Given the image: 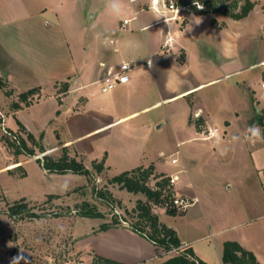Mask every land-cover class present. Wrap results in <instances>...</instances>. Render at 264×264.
<instances>
[{"label": "rangeland", "instance_id": "obj_1", "mask_svg": "<svg viewBox=\"0 0 264 264\" xmlns=\"http://www.w3.org/2000/svg\"><path fill=\"white\" fill-rule=\"evenodd\" d=\"M163 1L166 4L168 0ZM251 1L257 4V12L254 13L252 19L239 25L242 30L244 29L245 32L250 30V32L252 31L250 34L254 35V41L249 40L246 42L243 39L246 44H243V41L240 42L241 47L237 61L245 62L246 65L259 62L260 60L264 63V42H262L264 41V0ZM136 5L138 10H147L149 8V0L139 1ZM130 7H127L125 16H131L132 10ZM63 11L69 24L75 30H80L79 32H81L80 28H83L88 32L84 37L86 36L89 42L97 34L102 36L106 33L105 36H107L108 33L111 34L114 30L119 33L121 18L113 20L105 14L104 0H64ZM167 13L169 12L167 11ZM185 14H187V10L182 11L179 15L184 17ZM144 16L150 17L152 21L157 20V15L151 12L144 14ZM170 16L168 14V17ZM213 16L226 19L220 14ZM181 26H184V21H182ZM164 28L165 25H157L146 34H142L139 31L135 32V37L139 39L152 36L153 44L157 47V54L153 55L151 59L153 62H162V60L158 59L161 58L160 56H164V52L161 51ZM92 32L96 34L92 36ZM63 38L66 48L64 47L61 50L60 59L65 58L64 60H68L71 57L76 63L82 62V59L77 57L73 45L66 42L65 34H63ZM83 47L87 48L88 44L84 42ZM252 47H256L257 51L250 56ZM52 53L55 54L56 52L53 51ZM84 57L88 65L83 62L81 67H78L79 72L77 73L78 78H80L84 66H88L90 71V74L85 78L86 81L80 82L89 85L85 93L90 96L92 104L87 113L84 112L87 100L84 94L77 93L76 95V93H72L70 95L68 94L69 88L67 93L64 94L63 90H61L62 85H57L50 93H48V88H46V93L51 96H46L45 94L42 97H35L29 107L21 105L18 109L14 108V105L18 103L19 95L27 91L26 86L16 84L14 87L17 90H15L8 84V87L1 94L0 264H92L97 253L108 246L109 239L113 236L124 238L122 236L124 234L120 232L118 234L107 232L96 234L103 225H112L114 221L119 223L113 229L131 230V226L136 223V216H133V210L139 201L147 203V199L143 195H133L123 191L117 185L110 183L114 177L122 174L119 168L114 167L110 170L105 161V170L101 175H98L92 167L94 160L103 157L105 149L112 150V152L113 150H118L117 147L120 141L117 140V136L119 134L124 135L126 133L128 136L125 140L126 146L130 143L132 145L135 144L136 147L138 146L137 150H141L138 155L145 154L141 159L143 163L158 160L170 164L174 158V160L179 161V164L174 166L176 172L180 171L184 166L183 161L186 162L187 155L190 154L189 151L206 145V143H202L196 138L198 135L193 128L187 129L188 127L183 124V118H180L179 114H175L173 109L154 108L149 112L131 116L133 112L135 113L142 109L140 106L136 107L133 104V102H137V99H133L127 104H122L118 108L109 105L112 102L111 93L102 94L99 84L95 83L100 76L98 71L99 63L96 62V58L99 59V56H97L96 52L87 50L84 53ZM180 57L182 56L180 55ZM148 59L150 58L147 57L145 62ZM207 59L209 60L208 56ZM48 61L51 62L50 56ZM260 72V68L256 66L251 72L249 71L243 76L232 78L216 85L214 90L222 93L223 105L232 104L229 96L234 97V95L236 96V101L241 104L237 110H245L248 106L251 107L252 101L256 99L264 104V90L261 88L264 74L261 75ZM6 92H11L12 95L7 96ZM70 96L71 98H68ZM153 97H156V95L154 94ZM73 104H75L74 112L72 114L70 112V115H62L60 110L63 106L66 109ZM79 113L82 121L77 120L81 124V130H76L73 128L71 117L77 116ZM108 114L113 116L115 120L121 118L126 120L115 124L105 131L91 134L79 140L80 136L90 134L95 126L103 127L109 125L111 121L107 118ZM262 114L258 121L256 120L257 114L254 113V115L250 116L252 119L254 117V121H257V123H262L264 121V111ZM112 121L114 120L112 119ZM100 123L101 125H99ZM199 126L196 125V129L199 130ZM218 127V129L224 130L225 125L220 124ZM10 134L20 137L35 155L14 156L3 142V139L10 137ZM191 139L195 140L188 142ZM207 144L212 146L211 143ZM64 147L68 148L70 157L76 158L77 162L82 163L84 168L92 174L90 177L74 174H51L44 170L42 165L44 159L49 157L59 160ZM227 155L231 157L229 160H220L209 165L204 160L205 164H200L201 167H204V171L201 174L198 169L199 164L194 165L188 159L189 163L186 166L191 169V179L188 173L180 174V171L177 173L182 181L180 185L185 183L190 187L192 185L189 182L192 181L193 185L204 194L205 203L217 205L224 202L233 203V201L239 199V205L236 208L238 211H243L247 196V178L245 176L240 178L232 177V179L225 177L226 172H229L224 170L225 165L238 170L240 173L244 171L250 173L253 181L257 173L252 171L247 150L238 149L237 146L231 144L230 152ZM251 155L255 157L252 151ZM117 159L118 156L115 157V160ZM161 174L173 179L170 174ZM229 180L231 181L226 183ZM156 183V180H152L149 186L156 190ZM228 184H230L231 191L226 188ZM99 192L110 193L112 199L101 198L98 195ZM23 199L29 203L32 212L38 216L37 219L20 220L9 218L8 207ZM86 204L101 213L103 218L90 220L81 217L79 212ZM152 207L160 222L178 232L182 240L188 241L194 237L188 226V216H183V213H179L177 217H171L166 214L165 209L157 206ZM167 207L172 208L169 202ZM247 213L251 214L248 211ZM249 217H254V214L252 213ZM235 221H238L239 224L241 219L239 217L232 218L231 222L223 224L220 229L238 225L234 223ZM201 225L204 227V222H201ZM237 231L238 228L229 230L220 238H231L229 234H235ZM261 231L263 234L252 240L250 246L264 256V228ZM165 256L170 257L172 254H165Z\"/></svg>", "mask_w": 264, "mask_h": 264}, {"label": "crops", "instance_id": "obj_2", "mask_svg": "<svg viewBox=\"0 0 264 264\" xmlns=\"http://www.w3.org/2000/svg\"><path fill=\"white\" fill-rule=\"evenodd\" d=\"M63 1L0 0V77L6 79L13 89H15L16 84L26 86L27 91L41 88V97L45 94L51 96L48 93L53 91L57 85L67 83L69 85L68 94L83 93L86 97L84 112L87 113L92 104L90 96L85 93L89 85L80 82L86 81L85 78L90 74V71L88 66H84L80 78H78L77 73L79 72L78 67H81L83 62L88 65L84 53L90 50L99 56V59L96 58L100 73H98L100 76L95 82L97 84L108 73L118 71L123 64H129L133 69L130 82L118 87L110 94L112 102L109 105L118 108L122 104L137 99V102H133V104L142 109L133 112L131 116L149 112L154 108L173 109L175 114H179L180 118H183V124L188 127L187 129L193 128L198 135L196 138L206 145L189 151L190 154L187 155L186 162L183 161L184 166L180 170L181 172H176L174 166H177L179 161L173 165L174 158L170 164L158 160L143 163L141 159L145 154L138 155L141 150H137L138 146L136 147L135 144L130 143L126 146L125 140L128 136L124 133V135L119 134L118 139L116 138L120 141L118 150L112 152V150L105 149L103 157L94 161L100 162L105 157L106 165L110 170L115 167L119 168L122 173L139 167L148 168L153 164L157 174H170L172 178L178 176V181L174 183L176 196L191 201L196 200L195 205L183 213V216L189 218L188 226L194 237L185 241L180 238L177 232L182 243L181 249L192 248L196 257L205 264H222L224 244L237 242L244 249L252 252L261 264H264V256L250 246L252 240L263 234L261 230L264 228V141L253 143L246 139L247 128L252 124L258 125L264 134V121L263 125L257 123L264 111V104L256 99L252 101L251 107L248 106L245 110H237L241 104L236 101L235 95L234 97L229 96L232 104L224 106L222 93L214 90L216 85L243 76L249 71L251 72L256 66L260 68V74H264L262 60L250 65L237 61L241 47L240 42L243 39L246 42L252 41L254 37L253 34H250L252 31L245 32L239 25L252 19L257 8L242 21L221 19V17L217 18L213 15L185 14L184 26H181L182 21L174 20L173 15L167 13L163 6L160 7L159 12H154L150 9L151 0H149L147 10H138L136 3L142 0H134L130 7L131 16L124 15L120 19L119 33L114 30L113 33H108L107 36L105 33L99 39L95 36L89 42L86 36L84 37L88 34L86 30L80 28L81 32H79L80 30H75L69 24L64 16ZM159 2L160 6L163 5V0H159ZM150 12L157 15V20L152 21L150 17H143L144 14ZM161 14L165 15L167 20L163 16L158 18ZM168 14L171 16L168 17ZM127 19L132 20V22L124 28L122 22ZM198 19L200 20L199 24L195 22ZM213 21L215 24L212 23ZM157 25H165L161 45L164 56L162 55L158 59L162 62L151 61L153 55L157 54V47L153 44L152 36L142 39L135 37V32L139 31L146 34ZM63 34L66 35V42L73 45L77 57L82 59V62L76 63L71 57L68 60L60 59L61 50L66 48ZM95 34L92 32V36ZM168 38L172 39V46L171 48H164ZM84 42L88 44L87 48L83 47ZM244 42L242 43L246 44ZM53 51L56 53L53 54ZM256 51L257 48L252 47L250 56ZM49 56L51 62L48 61ZM146 56L150 58L147 62H145ZM46 88H48V93H46ZM154 94L156 97H153ZM74 109L75 104L66 109L63 106L60 111L62 115H70L69 113L72 114ZM254 113L257 114V121H254V117L252 119L250 116ZM109 115L107 117L111 121L109 125L95 126L90 134L80 136L79 140L91 134L105 131L126 120L125 118L115 120L113 116ZM196 116H200L199 130L196 129L195 123L198 121L195 119ZM227 116H231L233 119L227 118ZM190 117H192L191 123ZM71 118L73 128L81 130V124L77 120H81V114ZM220 124L225 125L224 130L218 129ZM201 126L217 128L220 131L219 140L205 141L201 136ZM233 137L236 139L233 140ZM192 140L195 139L188 142H192ZM207 143H211L212 146ZM231 144L237 146L238 149L249 152L252 171L257 173L253 181L250 173L245 171V173H240L238 170L225 165L224 170L229 171L226 172L225 177L232 179V177L245 176L247 178V196L246 202L243 201L245 202L243 211H238L236 208L239 205V199L233 203L224 202L217 205L205 203L204 194L201 190L195 187L192 181L189 182L192 185L190 187L185 183L180 185L182 181L177 174L179 172L180 174L188 173L191 179V169L186 166L187 163L199 164L198 169L201 174L204 167H201L200 164L204 163V160L208 165L220 160H229L231 157L227 154L230 152ZM222 151L224 152L223 155L221 154ZM251 151L255 157L251 155ZM116 156H118L117 160H115ZM226 188L231 191L230 184ZM232 209L234 211H230ZM247 211L253 213L254 217L250 218L249 215L251 214ZM237 217L241 219L239 224L238 221L234 222L238 225L220 229V226ZM201 222H204V227ZM237 228L238 231L235 234H229L231 238H220L224 236L225 232ZM105 232L115 234L120 232L124 234L122 235L124 238L113 236L109 239L108 246L99 251L97 256L121 264H162L178 254L177 251H174L170 253L172 256L167 257L147 239L128 229L112 228ZM102 233L104 232L99 231L96 235Z\"/></svg>", "mask_w": 264, "mask_h": 264}, {"label": "trees", "instance_id": "obj_3", "mask_svg": "<svg viewBox=\"0 0 264 264\" xmlns=\"http://www.w3.org/2000/svg\"><path fill=\"white\" fill-rule=\"evenodd\" d=\"M167 1V0H166ZM169 1V0H168ZM167 1V3H168ZM197 6H203L204 10L199 11ZM257 4L251 0H178L176 7L185 8L187 14L194 15H223L226 19L233 21H242L249 17L254 11ZM214 23V21L212 22ZM215 24V23H214ZM63 93L66 94L69 88L67 83L61 84ZM8 87L7 81L0 77V97L2 92ZM7 96H11V92H6ZM41 96V88H34L19 95V101L14 108L18 109L21 105L29 107L35 97ZM195 123L200 125V118ZM192 117H190V123ZM253 123V122H252ZM255 123V122H254ZM263 125V122L260 123ZM253 125V124H252ZM22 127V126H20ZM24 129V128H23ZM4 145L16 157L34 156V152L29 150L23 140L15 134L3 139ZM43 168L46 172L58 175L74 174L79 176L90 177L92 174L84 168L82 163L77 162L76 158L69 155L68 148L62 149V156L59 160L46 157L43 161ZM92 167L96 174L101 175L105 170V157L102 161H93ZM152 180H156V190H153L149 184ZM111 184L117 185L121 190L133 195H143L147 199V203L139 201L133 210V216H136V223L131 226V230L136 234L147 239L162 254H169L177 251V255L169 258L162 264H205L200 261L192 248L181 249L182 243L177 232L160 222L152 206L165 209L166 214L171 217H177L179 213L175 208H168L176 197L175 188L172 180L163 174L157 175L155 166L152 164L148 168L139 167L132 171L124 172L114 177ZM101 198H111L108 192H99ZM172 206V205H171ZM79 215L85 219L99 220L103 215L89 205L81 208ZM8 216L10 219L17 218L37 219L38 216L32 212L29 203L23 199L8 207ZM134 216V217H135ZM119 222L114 221L112 225L105 224L101 227L100 232L108 231L118 225ZM92 264H121L100 256H95ZM222 264H261L256 256L244 249L237 242H226L223 247Z\"/></svg>", "mask_w": 264, "mask_h": 264}, {"label": "built area", "instance_id": "obj_4", "mask_svg": "<svg viewBox=\"0 0 264 264\" xmlns=\"http://www.w3.org/2000/svg\"><path fill=\"white\" fill-rule=\"evenodd\" d=\"M169 4H165L163 1V8H165L170 14H173V19L177 21H184V17L180 16L179 14L186 9H179L176 7V3L178 0H169ZM160 2H158L155 7L151 3V10L156 12V9L160 10ZM199 11H203L204 7L197 6ZM136 17V16H135ZM132 20H124L122 22V26L126 28ZM172 46V39L168 38L166 40L164 48H171ZM133 71L132 67L129 64H123L118 71L108 73L104 78L99 81V86L101 93L104 95L110 94L114 92L118 87L127 85L130 82V75ZM261 88L264 90V81L261 83ZM200 116H196L195 118L198 119ZM201 128V136L205 141H212V140H219L220 138V131L217 128ZM173 165L177 164V160L172 161ZM172 180V184L174 185L175 182L178 181V176L174 177ZM196 200H189L183 197L176 196L171 203V207L175 208L178 213H185L188 211L192 206H194Z\"/></svg>", "mask_w": 264, "mask_h": 264}, {"label": "clouds", "instance_id": "obj_5", "mask_svg": "<svg viewBox=\"0 0 264 264\" xmlns=\"http://www.w3.org/2000/svg\"><path fill=\"white\" fill-rule=\"evenodd\" d=\"M133 2L134 0H104V12L113 20H118L125 15L127 7H130ZM158 2L159 0H152L153 7H155ZM159 11V9H156V12ZM161 16L165 17L167 20V17L163 14L159 15L158 18ZM195 22L199 24L200 20L198 19ZM93 27H95V25H93ZM99 38L100 34H97V39ZM232 139L235 140L236 137H233ZM246 139L253 143L257 141H264V134H262L261 129L258 125L253 124L247 128ZM221 154L223 155L224 152L222 151Z\"/></svg>", "mask_w": 264, "mask_h": 264}]
</instances>
